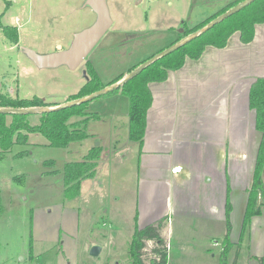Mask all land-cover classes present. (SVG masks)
Returning <instances> with one entry per match:
<instances>
[{"label": "rangeland", "instance_id": "1", "mask_svg": "<svg viewBox=\"0 0 264 264\" xmlns=\"http://www.w3.org/2000/svg\"><path fill=\"white\" fill-rule=\"evenodd\" d=\"M231 1L106 0L111 26L82 63L69 69L65 65L39 68L22 48L43 54L56 50V44L68 47L73 35L95 20V13L84 4L85 0H0V91L18 98L38 96L61 102L65 95L76 93L78 85L85 82L86 61L92 63L100 80L106 84L121 73L126 75L129 67L141 59L162 51L184 27L198 24ZM11 17L17 19L18 46L2 31L3 26L11 24ZM257 49L259 54L264 53V45ZM245 50V54H250L249 46H244ZM249 70L264 75V63ZM114 109L118 113L114 121L123 123L128 116L127 97L110 93L91 99L87 111L97 110L100 117L89 120L87 138L71 142L67 147L49 146L43 135L30 133L26 144H14L1 153L0 264H132L129 247L135 227L137 157L132 147L135 142L122 130H113L110 134L118 144L111 155L107 153L110 151L106 147V143L109 144L106 135L112 120L107 113ZM27 121L38 124L39 114H27ZM93 132L102 140V145L97 146L104 147L95 175L82 181L77 197L66 199L63 167L66 162L82 159L88 148L96 144L98 138H93ZM121 149L124 158L118 154ZM49 160L53 163L46 164ZM252 180L253 174L247 196ZM170 225L172 235L165 245L168 248L172 245L173 255L179 245L174 242L183 240L194 250L187 253L190 257L193 254L194 259L185 264H219L223 236L210 238L209 234L218 236L225 232V221L177 219L174 233L173 218ZM249 230L250 224L237 264H243L248 255ZM92 245L101 247L95 256L89 253ZM203 246H208L215 256L209 257L200 249ZM155 247L154 241H146L142 250L145 264L158 258L153 251ZM233 258L232 248L228 254L229 264ZM167 262L172 264L170 260Z\"/></svg>", "mask_w": 264, "mask_h": 264}, {"label": "crops", "instance_id": "2", "mask_svg": "<svg viewBox=\"0 0 264 264\" xmlns=\"http://www.w3.org/2000/svg\"><path fill=\"white\" fill-rule=\"evenodd\" d=\"M8 26L16 25L8 23ZM17 33L19 39L18 30ZM177 39H172L164 47ZM262 39L264 23H257L249 43L243 44L239 33L235 32L224 48L206 46L198 59L186 58L182 67L168 71L165 80L149 83L152 103L146 114L143 142L141 147L136 142L132 146L137 157L135 215L139 228L164 219L160 234L166 242L172 235V218L173 233L177 219L214 218L224 222L228 199L231 206L230 239L237 242L261 136L255 128V113L248 106V91L256 77L264 76L249 70L264 63V53L259 54L257 49L264 45ZM244 46H249L250 54H245ZM153 55L141 59L129 69ZM43 99L55 106L65 100L52 102ZM88 112L97 114L96 118L101 114L97 110ZM107 114L112 119L106 135L109 141L106 147L110 151L107 153L111 155L118 143L110 138V134L113 130H122L128 137V116L122 123L114 121L118 116L115 109ZM91 135L98 138L93 146L102 145L96 132ZM100 147L102 155L104 147ZM119 153L121 158L125 157L122 149ZM236 217L239 220L235 221ZM260 219H264L263 206L261 213L251 218L246 243L248 255L243 264H259L257 258L264 254V220ZM224 233L209 236L222 237ZM174 243L179 244L174 248L179 254L173 255L172 245L167 246V260L172 264H185L194 259L193 254V258L188 255L193 249L185 241ZM200 249L209 257L215 256L208 246Z\"/></svg>", "mask_w": 264, "mask_h": 264}, {"label": "trees", "instance_id": "3", "mask_svg": "<svg viewBox=\"0 0 264 264\" xmlns=\"http://www.w3.org/2000/svg\"><path fill=\"white\" fill-rule=\"evenodd\" d=\"M240 1L242 0H233L198 24L192 27H184L176 41L194 33ZM257 23H264V0H253L248 5L213 25L207 31L155 60L129 80L108 91L106 94L121 93L128 98V138L138 143L139 147H141L146 129V114L152 103V94L149 89L150 82L165 80L168 71L182 67L186 58L198 59L206 46L223 48L230 36L235 32L239 33V39L242 43H249L254 37V26ZM2 31L11 43H18V33L15 27L3 26ZM138 65L130 68L127 73ZM84 76L86 79L84 84L76 93L67 96L65 102L81 99L97 90L103 89L123 78L125 74H120L112 81L104 84L92 63L86 61ZM88 102L83 101L41 112L39 114V123L35 125L27 121V114L0 112V155L2 152L8 151L14 144H26L30 133L43 135L47 140V144L52 147H67L71 142L87 138L89 134L86 131V126L90 119L97 117V114L87 111ZM54 106V104L45 102L43 98L38 96L18 98L0 92V108H48ZM248 106L255 113V128L261 133L260 142L254 165L252 185L248 190L247 204L236 243L231 242L229 238L231 231L229 220L230 203L228 199L226 201V231L223 236L219 264H229L228 254L232 248L234 249V258L230 264H237L241 244L245 235H247L251 218L254 215H259L261 206H264V76L256 77L251 83L248 91ZM8 116L10 117L9 121L7 120ZM100 154L101 147L92 146L82 159L65 163L62 179L64 185L63 196L66 199L77 197L80 193L82 181L95 175ZM45 163L52 164L53 162L49 160ZM134 219L135 227L129 247L132 264H145L142 259V250L148 240L155 242L156 247L153 251L158 257L151 260L150 264H168L167 245H165V240L160 234L164 219L141 228L136 225V215ZM257 260L259 264H264V254Z\"/></svg>", "mask_w": 264, "mask_h": 264}, {"label": "water", "instance_id": "4", "mask_svg": "<svg viewBox=\"0 0 264 264\" xmlns=\"http://www.w3.org/2000/svg\"><path fill=\"white\" fill-rule=\"evenodd\" d=\"M252 1L253 0L240 1L238 4L224 11L222 14H220L219 16L211 20L209 23H207L206 25H204L202 28L198 29L194 33H191L190 35L176 41L172 45L168 46L167 48L163 49L157 54L151 56L150 58H148L147 60H145L138 66H136L134 69H132L130 72H128L123 78H121L117 82L112 83L103 89L97 90L81 99L70 101V102H64L63 104H60L58 106L48 107V108H0V112L9 113V114L11 113H23V114L41 113V112L49 111L52 109L70 106L72 104H77L83 101H90L93 98L106 94L108 91H111L112 89L121 85L123 82L132 78L142 69H144L146 66L153 63L155 60L163 57L164 55H167L168 53L182 46L184 43L192 40L196 36L207 31L216 23L225 19L231 14L235 13L236 11L248 5ZM84 4L89 6L91 10L95 13V16H96L95 20L90 26L82 29L79 32H76L73 35V38L68 47L62 48L61 46H57L56 50L49 52V53H43V54L38 53L31 48H27V47L22 48L26 56L31 61H33L37 67L51 68V67H57L60 65H65L69 69L77 68L82 63V61L85 59V57L88 55L90 50L94 47V45L99 41V39L103 36V34L111 26L112 21L109 16V10L106 4V0H85ZM100 250H101L100 246L92 245L89 250V253L90 255L95 256L100 252Z\"/></svg>", "mask_w": 264, "mask_h": 264}, {"label": "built area", "instance_id": "5", "mask_svg": "<svg viewBox=\"0 0 264 264\" xmlns=\"http://www.w3.org/2000/svg\"><path fill=\"white\" fill-rule=\"evenodd\" d=\"M16 21H17V19L11 17V22H10V23H11L12 25H16V24H17Z\"/></svg>", "mask_w": 264, "mask_h": 264}]
</instances>
